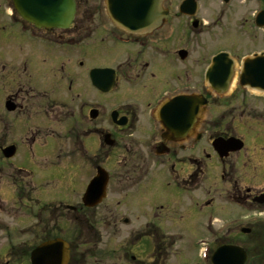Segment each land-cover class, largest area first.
Returning a JSON list of instances; mask_svg holds the SVG:
<instances>
[{
	"label": "flooded vegetation",
	"instance_id": "af4514ba",
	"mask_svg": "<svg viewBox=\"0 0 264 264\" xmlns=\"http://www.w3.org/2000/svg\"><path fill=\"white\" fill-rule=\"evenodd\" d=\"M83 3L43 30L0 0V264L57 239L66 264H264V0H163L135 32Z\"/></svg>",
	"mask_w": 264,
	"mask_h": 264
},
{
	"label": "water",
	"instance_id": "95a60500",
	"mask_svg": "<svg viewBox=\"0 0 264 264\" xmlns=\"http://www.w3.org/2000/svg\"><path fill=\"white\" fill-rule=\"evenodd\" d=\"M13 4L20 17L38 29L65 28L74 15L73 0H13ZM161 6L162 0H105L110 20L129 32L150 28L163 15ZM105 184L106 177L101 172L86 191L85 206L97 203ZM38 257L43 264H66L67 246L60 240L51 241L32 253V264H36ZM212 262L242 264L243 257L237 248H222Z\"/></svg>",
	"mask_w": 264,
	"mask_h": 264
},
{
	"label": "rangeland",
	"instance_id": "374dc122",
	"mask_svg": "<svg viewBox=\"0 0 264 264\" xmlns=\"http://www.w3.org/2000/svg\"><path fill=\"white\" fill-rule=\"evenodd\" d=\"M81 2H82V0H80ZM88 5L89 6H94V7H101V6H103V4H102V0H88ZM262 162H263V164H264V157H262ZM62 178V176H57V179H56V182H58V183H63V179H61ZM81 187H83V184L80 182V177H78V176H74V186H73V188L75 189V193H77L78 191H79V189L78 188H81ZM219 188H221V187H219ZM63 192H66L65 190H63V189H61L60 187H58L56 190H48V191H46V192H43V198L44 199H46V198H48V197H53V198H60V199H62V198H65V196L63 195ZM102 208H98V210H96V212H97V214H100V213H102ZM214 217H217V216H214ZM213 217H209V218H205V221L207 222V223H209V221L212 219ZM218 218V220L220 221V222H222L223 220H225V217H221V216H218L217 217ZM30 224H32V222H28V225H30ZM120 227H122V226H120ZM122 228H125V227H122ZM97 229V231H98V233H100L101 234V236L102 237H104V235L101 233V231L100 230H104V228H103V225H101L100 223H97L96 224V227H95V229L94 230H96ZM105 230L107 231V232H110V231H112L113 229L112 228H105ZM101 238V237H100ZM189 239V237L187 238V240ZM195 239H197V237H195V238H191V240H195ZM26 240H29V239H26ZM94 240H96V239H94ZM113 242H115V239L114 238H112L111 240H110V243L112 244ZM198 242H200V240H197L196 241V243H195V246L198 244ZM113 245V244H112ZM111 245V246H112ZM93 250H96V251H94V253L93 254H97L98 255V253H99V251L101 250V248H102V243H97V241H96V246H94V247H91ZM86 264H94V262H93V259L92 258H88V260L86 261ZM98 264V263H97Z\"/></svg>",
	"mask_w": 264,
	"mask_h": 264
}]
</instances>
